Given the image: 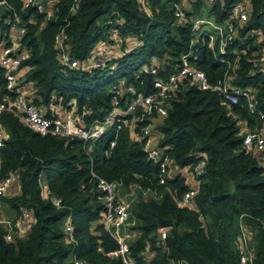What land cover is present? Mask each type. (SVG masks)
I'll use <instances>...</instances> for the list:
<instances>
[{
  "label": "trees",
  "instance_id": "trees-1",
  "mask_svg": "<svg viewBox=\"0 0 264 264\" xmlns=\"http://www.w3.org/2000/svg\"><path fill=\"white\" fill-rule=\"evenodd\" d=\"M8 10L0 16V45L8 33L4 20L19 13V25L25 33L21 50L31 54L20 69L31 83L26 95L38 110L49 106L65 107L70 99L76 113L86 124L104 119L110 108L114 84L126 88L132 84L146 94L152 78L148 73L136 75L153 57L168 56L178 64L187 50L190 24L177 20L172 5L176 0H150L148 17L138 0H54V13L32 7L23 8V0H6ZM49 0H44L46 3ZM240 0H225V6ZM251 16L247 27L262 32L264 45V0H249ZM74 11L70 12V8ZM219 18L220 5H211ZM25 15L22 18V15ZM120 18L115 26L122 39L133 34L142 44L121 58L114 59V71H61L56 38L79 62H84L97 44L106 37L112 25L108 20ZM180 40H177V38ZM198 66L211 81L221 76L224 64L213 61L203 47ZM169 71V68H168ZM237 85L256 89L257 109L264 111V73L252 72L242 55ZM10 94L5 89L0 67V102ZM121 104L133 94L124 92ZM129 119H131L129 117ZM5 132L0 149V184L11 173L18 175V193L0 195V203L19 213L20 207L31 211L33 222L24 236L5 239L0 225V264H70L78 258L87 264H123L117 253L116 239L104 227L94 174L131 191L134 186L154 192L163 191L160 202L139 198L131 208L136 219L138 238L128 243V258L134 264H172L185 260L188 264H237L242 236L250 241L253 264H264V164L259 156L243 148L244 127L258 121L244 107L224 106L216 93L199 89L187 82L170 97L167 115L156 126L161 134L158 146L178 168L192 172L200 157L205 159L199 190L193 198L194 207L179 204L187 190L181 173L167 177L158 184L159 166L147 157L142 143L132 137L130 123L122 124L115 134L107 132L96 140L83 141L41 135L12 114L0 118ZM145 122H137L136 132ZM113 146L110 148V145ZM105 150H109L106 155ZM45 180L50 196L61 199L60 206L41 195L40 181ZM70 215L72 239L66 238L65 218ZM159 219L171 222L170 230L161 240ZM93 222H97L92 225Z\"/></svg>",
  "mask_w": 264,
  "mask_h": 264
},
{
  "label": "built area",
  "instance_id": "built-area-1",
  "mask_svg": "<svg viewBox=\"0 0 264 264\" xmlns=\"http://www.w3.org/2000/svg\"><path fill=\"white\" fill-rule=\"evenodd\" d=\"M215 2L222 9L223 17L221 18H218L211 9V5ZM50 3V0L46 3L44 0H23V8L32 7L45 13L46 18H50L54 13V7H51ZM183 3L186 6L185 8L180 6ZM0 4H4L8 10L6 0H0ZM138 5L150 17V0H138ZM172 5L176 19L185 20L190 24L187 50L179 56L178 64L174 65V62L170 61L168 56L153 57L150 64L144 65L136 75V78H139L142 73L150 75L152 81L149 91L143 94L137 92L132 84L126 88L123 87L122 83L114 84L111 87L113 98L107 115L104 119H95L89 124H86L83 117L76 113L74 99H70L63 107L67 111L63 117H47L28 101L20 86V78L23 74L20 67L31 52L30 50H21L20 40L25 33V29L18 23L19 13L13 11L12 15L4 20V23L8 27V32L15 31L16 36L13 38L5 37L0 45V67L3 69L5 89L10 94L7 101L0 102V118L4 112L12 113L21 124L41 135L69 139L78 138L83 141L96 140L107 132L116 134L122 124L127 125L130 123L132 135H137V140L142 143L147 157L159 166L158 184H165L170 159L164 154L163 149L156 144L150 119L159 118L162 120L167 115L170 97L187 82L199 89L216 93L220 98L221 105L239 104L255 116L258 125L251 130H244L243 148L258 155L264 164V111L257 109L258 101L254 87L236 84L242 55L249 63L252 72L264 73L262 32L259 29L254 30L247 27V22L251 16L250 1L240 0L225 6V0H176ZM73 11L74 7L72 6L70 12ZM122 22L120 18L108 20L112 28H109L106 37L97 44V46L107 44V47L109 49L113 48L116 53H97L96 46L84 62H79L73 58L57 36V49L61 50V53L58 54L61 71L64 74L68 69L97 71L109 68L114 71L115 68L112 66L113 63H110L111 61L123 57L142 44V41L137 40L133 34L124 39L120 37L115 26H120ZM205 46L213 61L224 64L221 76L214 81H211L205 71L198 66L201 50ZM124 92L133 94V97L125 103V107L121 104ZM137 122H145V124L140 125L139 130L136 132L133 128ZM4 139L5 132L0 121V149L3 146ZM113 144L114 142L110 145V148ZM108 153L109 150H105V154ZM204 165L205 159L200 157L191 173L188 169V175L185 176L187 190L178 199L180 205L188 208L194 207L193 198L199 190L201 183L199 175ZM93 176L100 194L104 227L116 239L119 245L117 253L122 257L123 264H134L127 256L128 244L124 243L117 234V228L124 224L130 216L128 207L125 203L118 201L113 182L95 174ZM17 178V174L11 173L4 179L0 184V195ZM41 195L43 198H49L56 206H60L62 202L59 197L44 196L42 193ZM17 215L16 220L0 221L5 231V239L8 241H11L16 235L24 236L31 228L33 216L30 210L20 207ZM64 230L66 238L71 240L73 228L70 215L65 218ZM165 234H162L161 240H163ZM253 258L254 253L250 241L247 236L243 235L237 264H253ZM71 264L87 263L74 257ZM172 264L188 263L181 260Z\"/></svg>",
  "mask_w": 264,
  "mask_h": 264
},
{
  "label": "crops",
  "instance_id": "crops-1",
  "mask_svg": "<svg viewBox=\"0 0 264 264\" xmlns=\"http://www.w3.org/2000/svg\"><path fill=\"white\" fill-rule=\"evenodd\" d=\"M51 1V7L54 6V0H50ZM181 7L185 8V4H181ZM16 36V32L15 31H10L6 34L5 37L8 38H13ZM96 52L97 53H106V54H115L116 51L113 48H108L107 44H101L98 45L96 48ZM22 83V80H21ZM22 90L24 91V93L26 95H28L31 90H32V86L31 83H27L25 85L22 86ZM49 114L50 117L52 116H58V117H63L66 114V110L62 107V106H58V105H50L49 107ZM40 111V110H39ZM47 111L48 109L45 108L43 110H41L40 112L43 115H47ZM151 125L153 126V134L155 136V142L158 145V141L161 137L160 132L157 129V125L160 123V119L159 118H151ZM258 121V120H257ZM242 125L244 127V130H251L252 128H254L255 126L258 125V123L254 126V127H247L246 122H242ZM2 126V125H1ZM132 137L137 138V135H132ZM181 173L185 179V176L188 175V168L184 167V168H178L176 167L173 163H169L168 164V169H167V174H166V180L167 177H171L176 173ZM188 178V176H187ZM18 179V178H17ZM17 179L15 181H12L11 184L9 185V187L5 190V192L1 195H14L16 193H18V181ZM114 183V182H113ZM114 190H115V194L116 197L118 199V201L123 202L127 205L130 216L128 218V220L122 224L121 226H119L117 228V234L119 235V237L121 238V240L128 244L131 240L138 238L141 234L140 230L134 228L133 225H135L136 223V219L131 215V208L133 207L134 203L139 199V198H143L145 200H148L150 198H154L156 201L160 202L163 198L164 192L163 191H158V192H154L151 190H143L141 189L138 185L134 186L131 191H122L120 190V186H117V184L114 183ZM40 188H41V193L44 196H49L48 191L46 189V183L45 180L42 178L40 181ZM5 207V208H4ZM101 207V206H100ZM102 208V207H101ZM101 215H102V211H101ZM17 212L14 211L13 209L4 206L3 204H1L0 207V221L1 220H16L15 218L17 217ZM3 218V219H2ZM1 225V224H0ZM171 226L169 227H162L158 224V234L160 235V237L162 236L163 233H167L170 230ZM70 264H71V260H70Z\"/></svg>",
  "mask_w": 264,
  "mask_h": 264
},
{
  "label": "water",
  "instance_id": "water-1",
  "mask_svg": "<svg viewBox=\"0 0 264 264\" xmlns=\"http://www.w3.org/2000/svg\"><path fill=\"white\" fill-rule=\"evenodd\" d=\"M6 6L4 4H0V16H3L6 12ZM25 15L23 14L22 15V18L24 17ZM177 40H180V38L178 37ZM61 53V50H58V54ZM25 80V78L22 79V82ZM95 206L98 208L101 206V201H98ZM97 222H93L92 225H95ZM158 224L162 227H169L171 226V222L168 220V219H159L158 221Z\"/></svg>",
  "mask_w": 264,
  "mask_h": 264
},
{
  "label": "rangeland",
  "instance_id": "rangeland-1",
  "mask_svg": "<svg viewBox=\"0 0 264 264\" xmlns=\"http://www.w3.org/2000/svg\"><path fill=\"white\" fill-rule=\"evenodd\" d=\"M5 208V207H4ZM118 233V232H117Z\"/></svg>",
  "mask_w": 264,
  "mask_h": 264
}]
</instances>
